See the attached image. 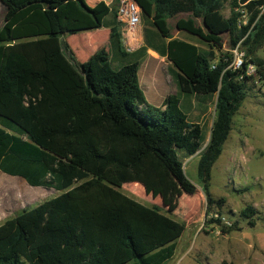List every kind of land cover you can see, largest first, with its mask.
Here are the masks:
<instances>
[{"label": "trees", "instance_id": "obj_1", "mask_svg": "<svg viewBox=\"0 0 264 264\" xmlns=\"http://www.w3.org/2000/svg\"><path fill=\"white\" fill-rule=\"evenodd\" d=\"M0 1L7 9L0 29V176L61 192L0 226V264L171 260L185 224L161 212L127 213L116 203L114 190L139 181L150 167L176 170L181 152L188 157L199 153L208 138L203 120L213 103L216 119L200 153L198 177L207 215H219L212 222L224 234L236 229L222 224L225 200L214 198L211 182L254 76L229 68L232 57L222 50L226 37L229 50L240 45L245 68L253 64L264 81V60L257 55L264 48L259 10L264 0H232L228 18L223 14L227 0H136L143 11L144 43L131 53L122 43L117 9L105 1L95 7L86 0ZM75 3L88 15L64 31L53 19L63 6ZM237 8L246 12L247 23ZM181 14L188 18L178 20L177 28L205 48L173 38L168 21ZM103 27L110 31L114 68H97L109 61L105 51L89 63L79 62L65 39ZM149 50L173 64L169 73L177 93L161 107L147 103L139 85V63ZM78 183L79 192L96 190L102 197V204L94 201L102 208L86 235L66 221L73 205L66 190ZM256 214L253 207L243 211L251 225Z\"/></svg>", "mask_w": 264, "mask_h": 264}, {"label": "rangeland", "instance_id": "obj_2", "mask_svg": "<svg viewBox=\"0 0 264 264\" xmlns=\"http://www.w3.org/2000/svg\"><path fill=\"white\" fill-rule=\"evenodd\" d=\"M100 1H111V8L117 6L116 0ZM98 2L86 0L88 5L93 6ZM231 2L227 0L223 10L226 18L231 15ZM6 12L0 1V29ZM85 15L88 14L75 3L63 6L56 12L53 21L67 31L77 27L80 17L85 18ZM187 18V14H181L168 21L173 38L192 41L205 48L195 37L177 28L178 20ZM197 22L202 24L201 20ZM109 35V29L103 27L66 35L65 39L79 62L89 63L97 53L105 51L109 61L97 65V68H114L116 64L111 60ZM226 53L233 61L227 37L222 50V54ZM257 55L264 60V48ZM172 67L167 58L151 51L140 61L138 79L147 103L161 107L169 95L177 92L169 73ZM251 75L254 79L248 82L247 98L234 117L230 137L214 166L211 182L214 198L225 200L221 211L222 224L237 225L234 231L224 234L221 226L212 222V218H219V215L214 212L207 215V200L198 177L200 153L209 142L216 119L214 103L203 120L208 125V138L199 153L188 157L181 152L180 166L176 170L150 167L139 181L114 190L116 203L127 213L145 216L161 212L185 224L186 231L178 241L177 251L165 264H264V81L256 72ZM0 178L5 180H0V226L24 210H30L61 193L53 188L32 187L20 177L2 174ZM80 185L78 183L66 190L73 200L66 221L78 226L80 232L86 235L90 220L102 208V197L96 190L79 192ZM12 188L17 189L14 191ZM94 201L100 204L95 206ZM248 207L257 212L255 225L243 216Z\"/></svg>", "mask_w": 264, "mask_h": 264}, {"label": "built area", "instance_id": "obj_3", "mask_svg": "<svg viewBox=\"0 0 264 264\" xmlns=\"http://www.w3.org/2000/svg\"><path fill=\"white\" fill-rule=\"evenodd\" d=\"M117 22L121 33L122 43L127 52L138 50L144 43V25L143 11L136 0H116ZM243 6V5H240ZM244 13V23H247V14L244 10L236 9V11ZM260 15L264 14V2L259 6ZM233 61L229 68L233 70H246L247 75L254 74L256 68L253 64H249L245 68L246 53L238 45L232 50Z\"/></svg>", "mask_w": 264, "mask_h": 264}, {"label": "crops", "instance_id": "obj_4", "mask_svg": "<svg viewBox=\"0 0 264 264\" xmlns=\"http://www.w3.org/2000/svg\"><path fill=\"white\" fill-rule=\"evenodd\" d=\"M99 2H100V0H99ZM99 2H98V3H99ZM98 3H97V4H98ZM106 3L109 4V3H111V1H110V2L107 1ZM89 5H90V4H89ZM90 6L95 7L96 5H95V6L90 5ZM150 51H151L153 54L158 55L156 52H154V51H152V50H149L148 52H150ZM155 61H158V59H155ZM176 93H177V92H176ZM176 93H173V94H176ZM162 104H163V103H161V106H163Z\"/></svg>", "mask_w": 264, "mask_h": 264}]
</instances>
